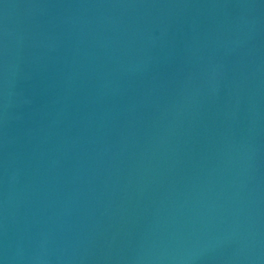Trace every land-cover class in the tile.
<instances>
[{
  "label": "water",
  "instance_id": "1",
  "mask_svg": "<svg viewBox=\"0 0 264 264\" xmlns=\"http://www.w3.org/2000/svg\"><path fill=\"white\" fill-rule=\"evenodd\" d=\"M0 264H264V0H0Z\"/></svg>",
  "mask_w": 264,
  "mask_h": 264
}]
</instances>
